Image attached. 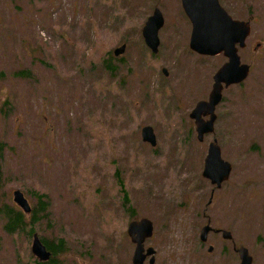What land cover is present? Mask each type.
<instances>
[{"label":"rangeland","instance_id":"1","mask_svg":"<svg viewBox=\"0 0 264 264\" xmlns=\"http://www.w3.org/2000/svg\"><path fill=\"white\" fill-rule=\"evenodd\" d=\"M219 1L250 20L239 49L250 73L223 90L214 134L199 142L189 113L226 59L189 49L179 0H0V192L14 204L20 189L31 206L44 195L51 212H38L48 220L35 232L65 247L53 264H132L126 227L140 217L153 222L155 264H237L221 232L200 240L206 224L264 264V0ZM154 7L156 54L141 34ZM122 43L123 62L103 73ZM144 125L156 146L142 141ZM213 138L232 164L220 188L201 175ZM28 231L0 223V264H36Z\"/></svg>","mask_w":264,"mask_h":264},{"label":"water","instance_id":"2","mask_svg":"<svg viewBox=\"0 0 264 264\" xmlns=\"http://www.w3.org/2000/svg\"><path fill=\"white\" fill-rule=\"evenodd\" d=\"M182 9L191 23L189 35V49L200 55L215 56L222 53L227 60L212 75V85L206 99L197 101L189 113L193 119L197 140L202 142L204 135L214 133V123L217 118L216 106L222 100V92L233 84L242 83L249 75L250 65L242 63L238 54L239 48L246 46V38L250 35L251 24L249 20L233 18L219 0H180ZM164 23V18L159 8H154L152 14L147 18L142 27V36L147 47L152 53H157L159 46L158 31ZM125 51V44L116 47L113 51L115 56ZM164 75L168 74L166 68H162ZM141 139L143 142L155 146L156 136L152 126L144 125L141 128ZM232 165L221 157V149L213 138L207 146L203 161L202 177L208 179L216 188L229 178ZM13 202L28 213L31 211L28 199L20 189L12 191ZM211 202V199L209 200ZM221 231L223 238H228L230 232L227 230H215L209 224L200 228L199 238L205 242L210 231ZM126 232L132 243L135 244L131 262L132 264H143L146 257L150 256L149 264H154L155 249L149 246L145 249L144 241L153 234V223L147 217L131 220L127 224ZM212 246L208 247V251ZM32 253L41 261H47L51 252L40 238L33 234L31 243ZM239 264H252V256L248 249L240 247Z\"/></svg>","mask_w":264,"mask_h":264},{"label":"trees","instance_id":"3","mask_svg":"<svg viewBox=\"0 0 264 264\" xmlns=\"http://www.w3.org/2000/svg\"><path fill=\"white\" fill-rule=\"evenodd\" d=\"M123 57L116 58V57H110L107 61L100 60V70L109 75L112 76L116 73V69L119 67L117 63L123 62ZM102 61V62H101ZM115 61V62H114ZM117 62V63H116ZM29 71L22 70L21 74H28ZM4 147V143L0 142V159H1V153ZM29 195H31L29 193ZM33 196V195H31ZM35 198V196H33ZM44 198V195L41 194L39 197L40 204L37 206H32L31 212L26 215L21 210H19L15 205L11 204L8 200H4L3 196L0 192V223L2 225L3 230L10 234L14 233L16 231L25 232L27 230V226H29L28 234L31 236L33 233H36V227L38 226V222L40 219L44 220V218H47L48 215L35 218L38 212H46L50 213V205L49 202ZM123 205H126L129 200L128 196L125 192L123 195ZM40 237V236H39ZM41 241L46 245L47 249L51 251L52 257L49 259V261L43 263L36 261V264H53V261L55 260V257L58 254H61L63 251H65V247L63 246V239H58L57 242L54 241H46L43 237L41 238Z\"/></svg>","mask_w":264,"mask_h":264},{"label":"flooded vegetation","instance_id":"4","mask_svg":"<svg viewBox=\"0 0 264 264\" xmlns=\"http://www.w3.org/2000/svg\"><path fill=\"white\" fill-rule=\"evenodd\" d=\"M228 239H229V241L231 242L230 251H231L232 253H234L235 255H237V257H239L238 249H239L240 247H245V246H239V247L237 248V247H236L237 244H235L234 239H233V237H232L231 235L228 237ZM132 245H133V247H134V244H132ZM148 246H149V244H147V243L145 242V247H148ZM247 249H248V248H247ZM238 259H239V261L237 262V264H239V262H240V257H239Z\"/></svg>","mask_w":264,"mask_h":264},{"label":"bare ground","instance_id":"5","mask_svg":"<svg viewBox=\"0 0 264 264\" xmlns=\"http://www.w3.org/2000/svg\"><path fill=\"white\" fill-rule=\"evenodd\" d=\"M219 2H220V1H219ZM220 4H221V3H220ZM152 128H153V127H152ZM31 210H32V209H31ZM30 212H31V211H30ZM30 212H29V213H30ZM154 249H155V248H154Z\"/></svg>","mask_w":264,"mask_h":264}]
</instances>
